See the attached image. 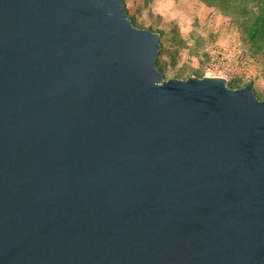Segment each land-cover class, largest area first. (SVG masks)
Here are the masks:
<instances>
[{
    "label": "water",
    "instance_id": "obj_1",
    "mask_svg": "<svg viewBox=\"0 0 264 264\" xmlns=\"http://www.w3.org/2000/svg\"><path fill=\"white\" fill-rule=\"evenodd\" d=\"M159 46L124 0H0V264H264V99Z\"/></svg>",
    "mask_w": 264,
    "mask_h": 264
},
{
    "label": "rangeland",
    "instance_id": "obj_2",
    "mask_svg": "<svg viewBox=\"0 0 264 264\" xmlns=\"http://www.w3.org/2000/svg\"><path fill=\"white\" fill-rule=\"evenodd\" d=\"M133 25L158 29L156 66L164 79L221 76L231 88L246 83L264 99V56L235 23L202 0H124Z\"/></svg>",
    "mask_w": 264,
    "mask_h": 264
},
{
    "label": "trees",
    "instance_id": "obj_3",
    "mask_svg": "<svg viewBox=\"0 0 264 264\" xmlns=\"http://www.w3.org/2000/svg\"><path fill=\"white\" fill-rule=\"evenodd\" d=\"M228 16L255 53L264 56V0H202ZM153 30V29H152ZM160 35L158 29H154Z\"/></svg>",
    "mask_w": 264,
    "mask_h": 264
}]
</instances>
